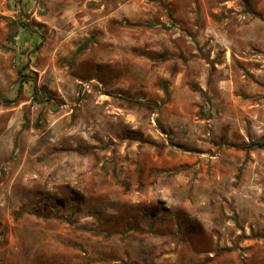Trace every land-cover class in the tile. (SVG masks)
Masks as SVG:
<instances>
[{
    "label": "rangeland",
    "instance_id": "obj_1",
    "mask_svg": "<svg viewBox=\"0 0 264 264\" xmlns=\"http://www.w3.org/2000/svg\"><path fill=\"white\" fill-rule=\"evenodd\" d=\"M0 264H264V0H0Z\"/></svg>",
    "mask_w": 264,
    "mask_h": 264
},
{
    "label": "trees",
    "instance_id": "obj_2",
    "mask_svg": "<svg viewBox=\"0 0 264 264\" xmlns=\"http://www.w3.org/2000/svg\"><path fill=\"white\" fill-rule=\"evenodd\" d=\"M24 83H25V81H21V83H19V84H20V86H19V91L22 90V86H23ZM2 100H3V101H8V102L13 103V101H9V99H2Z\"/></svg>",
    "mask_w": 264,
    "mask_h": 264
}]
</instances>
